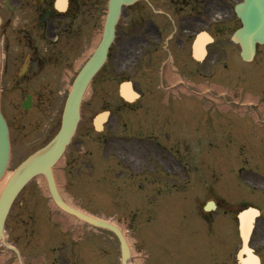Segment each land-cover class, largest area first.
<instances>
[{"label":"rangeland","instance_id":"obj_1","mask_svg":"<svg viewBox=\"0 0 264 264\" xmlns=\"http://www.w3.org/2000/svg\"><path fill=\"white\" fill-rule=\"evenodd\" d=\"M1 5H5L4 0H0V10ZM101 27L96 29L94 48L102 35ZM227 60L226 69L223 66L213 71L216 73L208 72L212 79L217 74V80L207 76V81L222 88L220 101L211 103L202 99L197 105L192 102L189 114L187 106L183 114L172 111V108L182 109L179 102L166 108L163 121L153 128L159 131L154 144L158 148L155 149L150 148V138L146 141L147 138H140L134 132L136 125L132 126V131L125 129L123 122L131 120L132 116L114 115L103 133L94 130V118L108 110L103 74L98 75L85 98L79 131L73 146L54 169V176L66 202L96 218L115 222L124 230L132 244V263L211 264L213 258L228 259L230 252L232 258L239 246L238 213L250 207H260L264 211V126L232 102L231 82L226 80L231 72V59ZM242 83L245 82L240 79ZM9 93L5 90L4 97H9ZM64 100L61 99L60 108L57 104L60 109L58 122ZM17 113L20 114L16 107L14 114ZM207 115L208 119H219L216 122L219 136L221 130L231 129L230 140H227L228 130L222 143L219 139V143L211 140L214 145L210 153L205 149L201 153L194 152L189 154L188 160V143L196 137L199 120ZM187 120L191 135L178 137L183 129L181 125ZM21 122L30 124L29 116L23 115ZM234 124L239 126L240 138L247 134L254 142L248 145L241 139L242 148L234 147ZM30 125L20 133L24 139L26 136L30 139L22 143L17 137L20 145L13 143L7 174L19 170L47 147L48 143L43 145L45 141L38 140L46 137L47 132H40L38 124ZM176 138L180 142L178 149ZM150 167L159 172L158 185L152 186L150 177L139 176L141 168ZM186 167L190 180L183 186L181 179ZM167 175L170 179L164 183ZM154 189L159 192H153ZM210 200L217 201L222 210L201 217V209ZM225 210L228 214L223 213ZM202 218L210 221L204 223ZM263 221L264 218L258 219L254 235L261 234L259 226ZM63 235H68L77 245L64 247L63 244V248L57 250L56 239L66 240ZM5 237L6 245L21 250L25 264H45L47 258H51L48 261L51 263L71 249L69 256L74 264H121L120 244L115 235L60 212L49 198L41 177L32 181L14 202L6 222ZM30 240L38 246L40 241L46 244L35 252ZM6 245L0 246V264H22Z\"/></svg>","mask_w":264,"mask_h":264},{"label":"flooded vegetation","instance_id":"obj_2","mask_svg":"<svg viewBox=\"0 0 264 264\" xmlns=\"http://www.w3.org/2000/svg\"><path fill=\"white\" fill-rule=\"evenodd\" d=\"M239 1L133 0L124 4L116 37L103 67L105 106L110 119L114 115L132 116L131 120L123 122L125 129L132 131V126L136 125L134 132L140 138H147L146 141L150 138V148H158L154 144L159 131L153 128L163 121L165 109L179 102L182 109L172 108V111L183 114L187 106L189 114L192 102L206 100L207 94L216 98L220 86L207 81V76L217 80V74L212 79L208 72L216 73L213 71L223 66L226 69L227 58H230L231 72L226 80L231 82L232 102L264 126V44L257 46L253 60L242 58L239 36L233 38L241 27L234 9ZM8 3L1 5L0 10L2 111L12 144L20 145L17 137L22 143L27 142L30 136L24 139L21 131L30 124H38L40 132H47L46 137L38 139L45 141L44 145L57 133V104L60 105L63 92L66 94L65 90L93 54L96 29L108 12L110 0H67V5H57L56 0H8ZM199 40L204 45L202 59L195 55ZM240 79L245 83L240 84ZM125 82H131L139 95L133 103L120 96V86ZM5 90L10 91L7 98ZM16 107L20 114H14ZM23 115L29 116L30 124L21 122ZM216 122L219 120L208 119V115L199 120L196 137L188 143V160L189 154L202 152L207 138L214 137L217 142ZM238 124H234V139L242 148L241 139L249 145L251 136L245 134L240 138ZM181 127L178 137L191 135L189 120ZM162 132L171 134L169 130ZM179 147L180 142L177 149ZM185 169L181 179L184 184L190 177L187 167ZM140 170L139 176L150 177L151 185H158L159 172L155 167ZM169 179L167 175L164 183ZM216 205L221 211V205L218 202ZM259 209L262 219L264 211ZM259 230L261 234L253 235L250 246L259 256L260 264H264V221ZM238 239L234 257L215 258L211 264H241L237 253L242 241ZM61 260L63 263L58 264H74L72 258Z\"/></svg>","mask_w":264,"mask_h":264},{"label":"water","instance_id":"obj_3","mask_svg":"<svg viewBox=\"0 0 264 264\" xmlns=\"http://www.w3.org/2000/svg\"><path fill=\"white\" fill-rule=\"evenodd\" d=\"M124 1L125 0L112 1V4L110 6L111 11L107 23L105 25V31L102 42L98 47L94 57L82 70L74 84L64 112L62 130L54 141L52 147L45 154L37 157L34 161L27 165L24 171H22L19 180L16 182V185H18H15L16 187H13L15 188L13 192L10 193V191L12 190L10 188V190L6 191L2 196L0 200V240L2 238V231L6 216L18 193L33 177L37 175H45L49 184L51 195L56 205L63 211L77 217L78 219L84 222H87L96 227H101L110 230L115 233L121 244L122 264H128L130 254L126 239L124 238L122 232L117 227L107 222L87 216L84 213L79 212L65 204L57 192L52 176V167L58 162V160L63 155L66 146L69 144L76 130L79 121V107L82 96L89 82L94 77V75L100 70L106 59L108 48L112 43L114 37L115 25L118 19L119 9ZM237 13L244 24L243 29L240 31L239 35L240 42L245 51L243 56L247 57L248 55L250 56L254 53L255 45L257 43H264V0H244V2L242 4H239V6L237 7ZM122 94L125 98L128 99L133 97L132 94L129 96L126 95L124 90ZM105 117L106 115H101L97 118V120L95 121L96 128H102V123L104 122ZM9 153L10 148L8 139V128L0 112V180L2 179L8 166ZM210 207L213 206L211 205ZM210 207H208V209H210ZM247 213L248 211L242 213L239 216L240 222L242 217ZM240 231L244 247L246 248L249 238L247 239L244 237L243 230L241 229V223ZM249 257L252 259L254 264H258L257 258L254 257L251 253H249Z\"/></svg>","mask_w":264,"mask_h":264},{"label":"bare ground","instance_id":"obj_4","mask_svg":"<svg viewBox=\"0 0 264 264\" xmlns=\"http://www.w3.org/2000/svg\"><path fill=\"white\" fill-rule=\"evenodd\" d=\"M60 2L63 3V0H59V3ZM195 49H196L195 50V55L197 56V58L202 57L203 52H204V45L201 44V40H199V42L196 45ZM88 92L89 91L86 92V96H87ZM26 167H27V165L25 167L21 168V170L18 171V173L15 174L13 177H12L11 174H6V173L4 174L2 180H0V200H1L2 196L4 195V193L6 191H9L10 188L12 189L10 191V193L14 191L15 188H13V187L16 185V182L19 180V177H20L22 171H24V169ZM53 173L55 174L54 171H53ZM54 174H53V176H54ZM41 179L45 183V186H47L45 178L43 176H41ZM55 179H56V177H55ZM57 186H59L58 183H57ZM256 216H257V213L255 211L248 210V213L246 215H244L242 217V219H241V222H240L241 223V229L243 230L244 237L247 238V239L250 238L249 236L253 232L254 221L256 219ZM111 223L114 226L120 228V226H118L115 222H111ZM120 230H122V232H124V230L122 228H120ZM125 236L127 238L128 244L130 246V251H131V254H132V244H131V241L129 240V238H128V236L126 234H125ZM249 253H251V251L243 247V250H242L241 254L239 255V260H240L241 264H254L253 261H252V259H248L246 262L244 261L243 254H247L248 255ZM133 264H136V263H133Z\"/></svg>","mask_w":264,"mask_h":264}]
</instances>
